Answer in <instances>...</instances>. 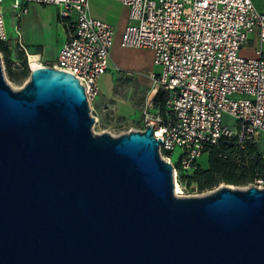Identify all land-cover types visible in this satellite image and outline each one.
Masks as SVG:
<instances>
[{
  "label": "water",
  "instance_id": "1",
  "mask_svg": "<svg viewBox=\"0 0 264 264\" xmlns=\"http://www.w3.org/2000/svg\"><path fill=\"white\" fill-rule=\"evenodd\" d=\"M93 123L72 75L13 91L0 58V264H264V190L177 197L152 126Z\"/></svg>",
  "mask_w": 264,
  "mask_h": 264
},
{
  "label": "built area",
  "instance_id": "2",
  "mask_svg": "<svg viewBox=\"0 0 264 264\" xmlns=\"http://www.w3.org/2000/svg\"><path fill=\"white\" fill-rule=\"evenodd\" d=\"M4 1L0 0V42L12 55L14 50L22 53L31 71L17 25L13 36L6 31ZM8 1L17 22L30 5L56 8L67 35L50 68L78 80L93 126L98 124L91 103L99 97L100 79L109 69L112 27L91 17L89 0ZM113 1L128 11L119 47L151 51L153 93L159 88L166 92L164 115L150 99L138 128L124 134L152 126L153 138L162 142L160 158L172 166L174 182L178 175L191 176L205 150L221 138L253 143L264 162V0ZM12 66L21 67L15 58ZM42 67L47 66L35 68ZM175 150L180 153L173 163ZM250 187L264 190V176Z\"/></svg>",
  "mask_w": 264,
  "mask_h": 264
},
{
  "label": "rangeland",
  "instance_id": "3",
  "mask_svg": "<svg viewBox=\"0 0 264 264\" xmlns=\"http://www.w3.org/2000/svg\"><path fill=\"white\" fill-rule=\"evenodd\" d=\"M92 6L99 11L102 9L103 3L100 1L93 2ZM39 7L45 8L43 6ZM3 13L5 16L6 31L13 36V27L17 25L18 22L12 10H10V1L8 0L3 2ZM34 13L35 12L30 11V16ZM36 15L40 14L36 13ZM60 40L61 33L58 34V38L55 35V43L53 46L59 48L61 44L59 43ZM14 52L16 53L17 51L14 50ZM0 58L5 82L11 90H21L26 83H28L30 74L27 77L18 79L16 82L10 81L7 76L5 61L1 53ZM37 62L38 64H45V62L41 60ZM116 68L117 70H115ZM153 69L151 51L145 49H122L119 47V38L114 36V41L110 49L109 70L104 74L101 80L103 85L99 104H97V102L91 103L94 113L99 119V123L91 128L94 134L99 135L106 133L113 137H117L123 135L127 131L136 130L138 128L141 113H143L146 103L152 99L154 86L149 74ZM120 113H134V116L128 119L120 116ZM224 121L227 124H231L230 119L226 118ZM179 153V150H175L171 154L170 158L173 163L176 162ZM198 165L203 170L207 169L206 155L199 159ZM185 178L186 177L182 175H178L176 178L177 181L174 182L173 174L174 195L177 197H205L222 188L240 191L248 189V185L234 186L221 182L211 189L198 191L197 186H194V183L189 184Z\"/></svg>",
  "mask_w": 264,
  "mask_h": 264
},
{
  "label": "trees",
  "instance_id": "4",
  "mask_svg": "<svg viewBox=\"0 0 264 264\" xmlns=\"http://www.w3.org/2000/svg\"><path fill=\"white\" fill-rule=\"evenodd\" d=\"M61 23L65 24L64 21ZM0 53L5 61L10 81L16 82L30 74L22 53L14 52L12 55L8 46L2 42ZM13 58L20 62V68L14 69ZM151 102L164 115L166 92L162 88L156 91ZM205 155L207 169L203 170L197 163L191 176L185 178L189 184L194 183L198 191L211 189L221 182L234 186L248 185L255 178L264 176V162L259 158L256 146L251 142L238 144L234 138H221L216 146H210L205 150Z\"/></svg>",
  "mask_w": 264,
  "mask_h": 264
},
{
  "label": "crops",
  "instance_id": "5",
  "mask_svg": "<svg viewBox=\"0 0 264 264\" xmlns=\"http://www.w3.org/2000/svg\"><path fill=\"white\" fill-rule=\"evenodd\" d=\"M98 1L103 3L102 9L99 11L92 6L93 2L95 3ZM28 10L29 11L18 20L17 27L19 29L20 40L27 47L28 52L30 51V56H33L36 60L44 61V66L50 67L54 63L59 49L57 46H53L55 43V35L58 38V34L61 33V40L59 43L62 44L67 35L66 24L59 22L57 19V10L54 7L49 6L42 8L36 5H30L28 6ZM30 11L35 13L30 16ZM89 12L92 18L110 25L114 30V36L120 39L122 31L128 21V11L125 7L113 0H89ZM36 13L40 15H36ZM102 77L99 83L100 95L96 101H94L97 102V104H99L102 94ZM154 94L155 93L152 94V97ZM120 114V116L128 119L134 116V113Z\"/></svg>",
  "mask_w": 264,
  "mask_h": 264
},
{
  "label": "bare ground",
  "instance_id": "6",
  "mask_svg": "<svg viewBox=\"0 0 264 264\" xmlns=\"http://www.w3.org/2000/svg\"><path fill=\"white\" fill-rule=\"evenodd\" d=\"M29 60H30L31 68L35 69V67H37V65H38L36 58H34L33 56H30Z\"/></svg>",
  "mask_w": 264,
  "mask_h": 264
}]
</instances>
